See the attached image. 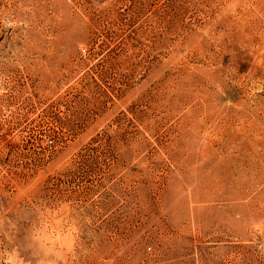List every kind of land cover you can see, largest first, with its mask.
<instances>
[{
	"label": "rangeland",
	"instance_id": "374dc122",
	"mask_svg": "<svg viewBox=\"0 0 264 264\" xmlns=\"http://www.w3.org/2000/svg\"><path fill=\"white\" fill-rule=\"evenodd\" d=\"M262 175L264 0H0V264H264Z\"/></svg>",
	"mask_w": 264,
	"mask_h": 264
},
{
	"label": "bare ground",
	"instance_id": "6f19581e",
	"mask_svg": "<svg viewBox=\"0 0 264 264\" xmlns=\"http://www.w3.org/2000/svg\"><path fill=\"white\" fill-rule=\"evenodd\" d=\"M202 119V118H201ZM199 125V124H198ZM219 125V124H218ZM195 126H197L196 124H195ZM192 127V126H191ZM206 127V126H205ZM216 127L218 128V126L216 125ZM223 127V126H222ZM190 128V127H189ZM215 128V127H214ZM219 128H220V125H219ZM195 129V128H194ZM199 129V128H198ZM211 129V128H210ZM222 129V128H221ZM220 129V130H221ZM196 130H197V128H196ZM195 130V131H196ZM184 131V130H183ZM186 131V130H185ZM204 131V130H203ZM202 131V132H203ZM192 132V131H191ZM196 132H198V131H196ZM209 132H211L210 130H209ZM219 132H221V131H219ZM204 133V132H203ZM214 133V132H213ZM188 134V133H187ZM219 134V133H218ZM217 134V135H218ZM205 135V134H204ZM203 135V136H204ZM207 138L210 136V134L209 133H207ZM183 137H184V135H183ZM197 137H198V135H197ZM205 137V136H204ZM219 137H222V136H219ZM213 137H211V139H212ZM205 139H206V137H205ZM210 139V140H211ZM191 147V146H190ZM209 151V150H208ZM206 153V152H205ZM204 153V150H202V154L204 155L205 154ZM203 160V159H202ZM221 172V171H220ZM219 174V173H218ZM220 174H222V173H220ZM226 176V175H225ZM224 176V177H225ZM233 176V175H232ZM223 177V176H222ZM219 178V180H217L214 184H213V188L215 189V193H213V194H206V195H203L205 198L204 199H206L207 201L208 200H214V199H227V200H229V199H231V200H234V201H236V202H242V201H244V200H248V198H249V196H250V192L248 191V189H246L245 188V186H244V188L243 187H239V188H228V185L229 184H231V185H235V179H232L233 177H231V179H230V181H228L227 179H225V178ZM229 177V176H228ZM262 177H264L263 175H262ZM227 178V177H226ZM215 180H216V178H215ZM230 182V183H229ZM234 187V186H233ZM224 201V200H223ZM206 202V201H205ZM234 203V202H233ZM214 204V203H213ZM243 204V203H242ZM217 208V207H216ZM232 208V207H231Z\"/></svg>",
	"mask_w": 264,
	"mask_h": 264
}]
</instances>
